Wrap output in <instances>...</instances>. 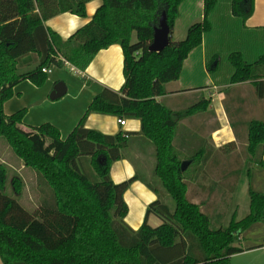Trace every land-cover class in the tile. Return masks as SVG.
<instances>
[{
	"label": "trees",
	"instance_id": "16d2710c",
	"mask_svg": "<svg viewBox=\"0 0 264 264\" xmlns=\"http://www.w3.org/2000/svg\"><path fill=\"white\" fill-rule=\"evenodd\" d=\"M91 1L0 0V139L45 187L40 209L30 214L3 193L7 168L0 165L2 263L231 264V257L243 252L235 246L242 235L264 222V193L250 190L249 215L238 221L234 214L226 229H213L211 216L220 218L221 213L205 212L209 202L195 203L188 186L195 183L201 189V167L209 155L199 150L187 158L174 146L179 122L207 110L210 101L176 112L157 101L168 84L179 80L185 60L212 30L210 17L218 0H204L203 22L191 26L185 40L171 41L160 53L149 51L154 29L165 12L172 35L186 0H103L93 19L67 41L46 28L45 22L60 14L86 17ZM231 10L235 18L246 21L253 15L254 0H232ZM113 45L123 50L125 83L119 92L102 90L66 139L51 124L24 130L25 110L5 114V103L20 83L44 85L49 74L43 70L61 68L63 60L84 72L100 51ZM29 55L37 57L35 68L20 72L21 59ZM229 62L234 68L231 83L251 82L257 97L264 99V56L249 64L235 52ZM216 65L215 59L209 66ZM92 113L141 121V134L156 150L155 175L174 210L158 200L149 205L140 230L126 225L129 209L124 194L138 177L113 183L111 166L122 159L126 138L87 129L85 122ZM263 155L264 121H251L248 156L264 169ZM185 161L190 164L182 171ZM89 166L95 175L83 171ZM13 187L21 191L18 177ZM150 215L163 223L150 226Z\"/></svg>",
	"mask_w": 264,
	"mask_h": 264
},
{
	"label": "crops",
	"instance_id": "0c3cea01",
	"mask_svg": "<svg viewBox=\"0 0 264 264\" xmlns=\"http://www.w3.org/2000/svg\"><path fill=\"white\" fill-rule=\"evenodd\" d=\"M231 4L232 0H218L210 17L212 30L185 60L179 80L168 84L165 95L157 98L175 112L186 110L204 99L210 101L207 110L179 122L174 140L175 148L182 154L193 152L197 147V151L209 155L203 161L199 178L201 199L209 203L231 202L238 194L243 178L250 186L249 191L264 193V169L248 156V125L251 121H264V99L257 97L251 82L231 83L234 68L229 62L230 54L235 52L241 53L249 64L264 56V0H254L253 15L246 21L233 16ZM102 5L103 0H92L86 5V17L64 13L45 22V26L67 41L93 19ZM203 20L204 0H186L179 9L171 41H183L174 40L177 30L187 35L191 26ZM29 57L21 59L23 67L27 61L32 62ZM34 58L37 63V57ZM215 59L217 65L211 68L209 65ZM55 68H51L45 84V95L41 96L43 89L37 90L40 92L37 101H45V124L56 127L66 139L102 90L119 92L122 89L125 83L123 50L119 45H113L100 51L84 72L78 69V73L74 72L82 82L70 83L64 77L54 79L51 75ZM58 83L66 86V94L52 100ZM21 86L17 85L14 91L19 92L20 101H23L25 93L19 89ZM4 108L6 115H13L7 114L8 105ZM49 109L54 111L52 115ZM119 119L92 113L85 127L108 136L128 134L126 145L121 149L122 159L112 164L110 176L115 184L138 177L124 194L129 209L124 222L131 230L138 231L146 219L149 205L161 201L164 193L155 175L156 150L141 134V121L126 118V126L121 127ZM22 127L28 131L35 126L24 122ZM197 199L194 197L193 201L198 203ZM254 227L264 229V223L255 224L251 229ZM0 264H3L1 258Z\"/></svg>",
	"mask_w": 264,
	"mask_h": 264
},
{
	"label": "rangeland",
	"instance_id": "374dc122",
	"mask_svg": "<svg viewBox=\"0 0 264 264\" xmlns=\"http://www.w3.org/2000/svg\"><path fill=\"white\" fill-rule=\"evenodd\" d=\"M179 36L181 39L178 38ZM186 36L187 35H184L183 31L178 29L174 35V40H185ZM133 41H136L135 35L133 36ZM29 58L32 62L27 61L26 66H20V72L32 70L33 68H35L36 62L34 56L30 55ZM29 58H26V60ZM52 72L54 74H52L51 77H53L54 79L64 77L70 83H72L73 81L82 82V79L74 75V72H71L70 68L68 67H57L53 69ZM45 84L42 86H36L29 81L20 83L19 85L22 86L19 89L23 93H25V99L23 101H20L21 98L19 97V92L14 91L13 97L5 103L6 105H8V107H10V110H8L7 114H14L19 111L25 110L26 113L24 116V122L28 126L39 127L45 124V101H37L39 98L38 94L40 93L37 90L43 89L41 96L45 95ZM49 110L52 115L54 111H51V109ZM196 151L197 147L193 152L183 154V156L187 158L191 157L196 153ZM1 164L7 168L6 186L3 190V193L18 202L30 214L35 213V211L40 209L42 200L45 199V187L40 184L36 172L32 169L26 168L24 163L13 153L8 144H6L2 139H0V165ZM86 170L88 171H83L86 172L89 176H93V174L95 175L90 166ZM14 177H18L21 181L22 188L20 192H16L14 190ZM188 186L189 196L192 199L194 197L198 198L197 202L201 203L203 200L201 199L202 193L200 187L195 183H188ZM249 188L250 186L248 185L247 180L243 178L239 185V192L236 197L231 200V202L212 201L209 204H206V206L204 207L205 212L211 215H214L217 212H219L217 214L221 213V215H219L220 218L211 216L213 229H226L229 226L231 218L235 213H237L238 221L246 218L249 215ZM163 193L164 194L161 197V202L168 205L171 210H174L175 204L173 200L165 192V190H163ZM160 223L162 224L163 221L159 217L152 216L149 224L152 227H158L160 226ZM250 229L243 234V240L235 245L241 248L243 252L232 256L231 264H264V229H257V227H254L251 230Z\"/></svg>",
	"mask_w": 264,
	"mask_h": 264
},
{
	"label": "water",
	"instance_id": "95a60500",
	"mask_svg": "<svg viewBox=\"0 0 264 264\" xmlns=\"http://www.w3.org/2000/svg\"><path fill=\"white\" fill-rule=\"evenodd\" d=\"M171 43V32L167 24V15L164 12L159 20V25L154 29L153 41L149 46V51L153 53H160L166 49ZM66 86L63 83H58L54 92L51 95L52 100L62 98L66 94ZM190 162L182 163V171H185Z\"/></svg>",
	"mask_w": 264,
	"mask_h": 264
},
{
	"label": "built area",
	"instance_id": "2783aa9c",
	"mask_svg": "<svg viewBox=\"0 0 264 264\" xmlns=\"http://www.w3.org/2000/svg\"><path fill=\"white\" fill-rule=\"evenodd\" d=\"M63 62H64V65H65V66H67L68 68L71 69V71H73V72H75V73H78V70H77L74 66H72L70 63H68V62L65 61V60H63ZM43 72H46V73L50 74V73H51V70H49V69H44ZM126 123H127L126 118H121V119H119V124H120L121 127L126 126ZM124 137L127 139L129 136H128L127 134H124Z\"/></svg>",
	"mask_w": 264,
	"mask_h": 264
}]
</instances>
